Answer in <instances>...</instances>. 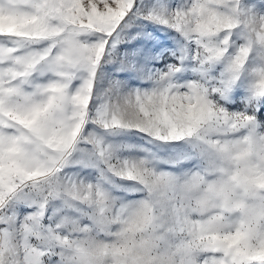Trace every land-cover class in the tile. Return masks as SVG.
<instances>
[{"label": "snow or ice", "instance_id": "6c2138e0", "mask_svg": "<svg viewBox=\"0 0 264 264\" xmlns=\"http://www.w3.org/2000/svg\"><path fill=\"white\" fill-rule=\"evenodd\" d=\"M152 24L182 42L154 72L127 47ZM53 200L85 209L52 222ZM0 264H264V0H0Z\"/></svg>", "mask_w": 264, "mask_h": 264}, {"label": "rangeland", "instance_id": "374dc122", "mask_svg": "<svg viewBox=\"0 0 264 264\" xmlns=\"http://www.w3.org/2000/svg\"><path fill=\"white\" fill-rule=\"evenodd\" d=\"M152 30V38L145 39L144 37H138L136 40L132 41L131 44L127 45L129 48L140 47L142 48V53L140 56L141 62L144 61V56H154L156 59L147 61V68L153 72L156 69L163 70L168 63H175L178 57L182 54V42L181 38L172 29L167 28L164 25L152 24L150 26ZM137 29L132 28L130 32L134 33ZM121 49L125 45H120ZM159 54V55H157ZM123 75V74H122ZM180 79H184L189 76V71L183 69L180 73L176 74ZM141 87L148 86V82L135 81ZM92 125H87L85 131L91 129ZM135 130H103L95 129L96 134L101 138L102 142L105 144H119L122 147L117 152V155L121 157H132L144 155V152L140 149H148L151 152H155L162 159H166L169 155V150L166 148H158L156 144H150L146 139H141L142 134H134ZM123 145H138L139 148H126ZM90 147V146H86ZM89 157L95 162V156L92 153L88 154ZM87 158V157H86ZM190 166L186 164L185 167ZM158 167L162 169H170L171 166L164 162H159ZM65 172L77 175L78 178H85L86 180H96L98 176V168L95 167H82L80 164H74L67 167ZM107 177L102 180L101 183L103 187L112 195L119 198L117 203H129L136 201L140 198L141 193L134 191L136 187L132 182L127 180H120L111 174L105 173ZM85 209L82 204H76L72 208L65 207L63 201L53 200L50 201L46 214L51 216L52 222L57 221L62 215H81V210Z\"/></svg>", "mask_w": 264, "mask_h": 264}]
</instances>
